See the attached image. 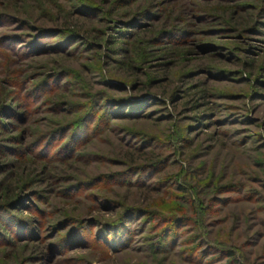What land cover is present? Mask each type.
I'll return each mask as SVG.
<instances>
[{
    "label": "rangeland",
    "instance_id": "obj_1",
    "mask_svg": "<svg viewBox=\"0 0 264 264\" xmlns=\"http://www.w3.org/2000/svg\"><path fill=\"white\" fill-rule=\"evenodd\" d=\"M0 218V264H264V0H0Z\"/></svg>",
    "mask_w": 264,
    "mask_h": 264
},
{
    "label": "trees",
    "instance_id": "obj_2",
    "mask_svg": "<svg viewBox=\"0 0 264 264\" xmlns=\"http://www.w3.org/2000/svg\"><path fill=\"white\" fill-rule=\"evenodd\" d=\"M6 189H7V187H6ZM2 222H3V219L0 218V223H2ZM2 225H3V224H2ZM4 225H5V224H4ZM5 226H6V225H5Z\"/></svg>",
    "mask_w": 264,
    "mask_h": 264
}]
</instances>
